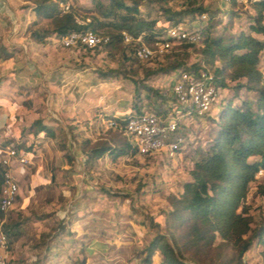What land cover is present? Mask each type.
Here are the masks:
<instances>
[{
	"label": "rangeland",
	"instance_id": "374dc122",
	"mask_svg": "<svg viewBox=\"0 0 264 264\" xmlns=\"http://www.w3.org/2000/svg\"><path fill=\"white\" fill-rule=\"evenodd\" d=\"M98 1L104 5L108 4V0H70V3L77 8L79 20L83 22L85 19L90 20L91 15H100ZM141 3L142 16L161 19L165 15L163 7L179 12L189 6L185 0H172L163 4V7L162 3L156 4L147 0ZM198 3L209 10V18L213 17L211 29L214 35L227 32L228 28L225 25L229 20L228 10L222 9L217 0H199ZM253 15L255 9L243 8L241 15L235 17L230 31L249 33ZM186 18L187 21L190 20L188 15ZM201 47V44H198L191 48H175V53L168 54L171 58L169 61L180 59L190 65L200 59ZM74 50L77 59L72 56L75 62L71 67L63 70L61 84L66 86V93H111V101L118 104L115 97L118 96L117 85L123 83L125 87V93H120L122 97L118 104L119 112L124 115L114 116L118 108L111 112L103 110L106 124L110 118L124 121L131 112L144 107L157 109L156 104L148 100L147 91L142 89L140 84L152 85L153 89L161 90L166 85L165 82L169 83V75L172 73L148 74L149 71L153 72L158 67L165 66L168 63V60H165L167 55L162 59L139 61L126 51L123 43L106 49L77 47ZM261 67H264V56ZM111 69H119L123 75L105 79L100 74V71ZM98 83L102 84L97 85ZM228 83V87L220 89V100L233 99L239 102L255 96L254 92L246 89H236V82L228 81ZM136 84L141 87V94L136 95ZM235 93H238V98ZM24 103L26 107L42 112V108H39L42 104L35 103L27 97ZM115 104H111V107ZM214 109L210 117H216L220 103ZM34 117L33 115L29 118L31 124L39 119ZM210 117L201 118L197 113H193L183 119L181 134L185 143L175 156H170L166 150L154 155L138 153L126 155L117 160L106 155L102 162H96L91 166L76 161L72 154L75 145L68 140V134L71 135L70 130H72V133L77 135L76 142L80 145L84 139L92 135L95 138L108 135L109 127L94 125L93 129H90V119L81 118L76 125H71L72 128H69L68 132L66 129H58V136L55 138H43L42 133L38 136L34 133L29 134L27 130L22 141L25 151L29 153L30 162L24 167L25 180H19L20 192L16 202L18 204L20 200L25 201L26 208L24 210L13 208L8 215L19 213L18 220L28 224L46 219L44 228L47 229L48 235L60 236L63 234L60 230L63 226L66 228L61 238L62 243H57L55 250L52 249L53 254L55 253L52 258H48L44 253L32 260L25 257H9L7 264H61L67 260L74 264H143V250L159 230H164L154 225L152 215H160L164 221L165 214L171 207L169 198L182 191L183 183L191 176L190 171L194 167L195 158L209 147L215 127V120H210ZM0 138H3L0 140V146L11 145L12 140L9 136H0ZM79 148L81 149V146ZM42 154L45 156L42 157ZM62 155L63 157L69 155L67 163H64L71 169L76 166V175L60 176L61 170L65 169L62 168L64 164ZM50 173H53V176ZM45 179L49 182L47 183ZM258 183L264 185V179L252 183L247 200L254 226L264 221V196L256 192ZM79 222L83 223V227L87 230V236L82 234L78 236L80 241L75 240L73 236L75 233L73 231L82 230V227L74 224ZM27 226L25 235L28 238L29 231L32 227L31 231H34L35 226ZM91 238L93 246L88 253L92 255L85 258L83 256L85 252L81 250L77 252L74 247L82 248L87 243H91ZM11 245L12 243L9 246L10 251ZM211 256L215 262L239 264L237 249L232 243L221 238L217 240ZM160 257L161 255L156 257L155 264H159ZM242 261L247 264L264 263V244L255 241L251 249L244 254ZM211 263L213 262H206V264Z\"/></svg>",
	"mask_w": 264,
	"mask_h": 264
},
{
	"label": "trees",
	"instance_id": "16d2710c",
	"mask_svg": "<svg viewBox=\"0 0 264 264\" xmlns=\"http://www.w3.org/2000/svg\"><path fill=\"white\" fill-rule=\"evenodd\" d=\"M25 1L28 3L23 8H32L35 15L27 29L34 41L43 43L52 36L62 38L75 31L93 30L99 36L109 37L108 42H103L96 48L106 49L123 43L126 51L139 61L141 60L135 55L136 44L125 42L124 31L135 37L143 34L145 41L151 44L164 34L168 25L179 22L192 24L199 15L209 11L198 3L199 0H185L189 6L179 12L163 7V4L172 0H147L162 3L165 15L161 19L141 15L140 5L143 0H108L106 5L98 1L100 15H91L90 20L85 19L80 23L78 10L71 5L70 0ZM66 4H70L68 10L63 8ZM254 9L255 15L252 16L253 23L249 33L230 31L235 17L241 15L243 10L234 1L227 11V32L214 35L211 29L213 17L209 18L200 43V59L188 65L187 61L180 59L170 62V55H167L165 60L168 63L165 66L148 72L170 74L205 69L214 74V82L218 88L224 89L228 87V81H233L236 82V89H246L254 92L255 96L239 102L233 99L221 100L216 117L205 116L215 120L209 147L195 158L194 167L190 171L191 177L183 183L182 191L169 198L171 207L166 212L164 221L162 216L152 215L154 225L164 230H159L143 250V264H155L159 255V264H206L207 261H212L211 264H230L215 262L211 256L219 238L234 245L239 264H247L242 258L253 243L256 241L264 244V221L254 226L250 206L247 204L251 185L258 181L256 174L264 167V73L261 67L264 56V0L257 3ZM187 15L190 17L188 21ZM196 45L198 44L183 43L176 48H191ZM15 55V49H9L0 43V64ZM100 72L105 79L123 75L119 69ZM141 85L147 91L148 100L156 104L157 109L153 110L159 114L168 113L176 103L175 97L164 95L161 90L153 89L152 85ZM140 86L135 88L136 95L141 94ZM235 94L238 98V93ZM169 99L174 103L165 107ZM115 120L119 126L109 127L108 135L96 140L88 137L80 143L87 166L106 155L117 160L126 155L139 154L138 147L126 135L127 120ZM27 130L37 136L44 132L46 137H57L56 131L45 124L42 118L35 120ZM27 130H23L21 138L13 144L17 149L25 151L22 136ZM70 133L71 139L76 142L77 135L72 130ZM7 145L4 144L5 147ZM4 172L5 168L0 166V187ZM256 192L264 196L263 183H258ZM21 224L22 221H6L4 224L3 230L8 235L9 246L22 236Z\"/></svg>",
	"mask_w": 264,
	"mask_h": 264
},
{
	"label": "crops",
	"instance_id": "0c3cea01",
	"mask_svg": "<svg viewBox=\"0 0 264 264\" xmlns=\"http://www.w3.org/2000/svg\"><path fill=\"white\" fill-rule=\"evenodd\" d=\"M24 4H27L25 0H0V43L6 45L9 49L16 50V55L13 58L0 64V136H9V139L12 140L11 145H13L21 138V132L25 129L27 130V126L31 125L29 118L33 115L35 116L34 119L41 117L45 124L56 131V134H58V129H66L68 132L69 128H72L71 125H76L81 118L90 119V129H93L94 125L96 127H108L103 117V110L111 112L118 108L114 116H123L124 113L119 112L120 107L118 106L122 97L120 93H125L123 83L117 85L119 90L118 96L115 97H117L116 101L118 104L111 101V93H66V86L61 84L63 70L71 67L72 63L77 59V54L74 50L77 47L66 48L61 46L59 38L56 36L50 37L43 43L34 41L28 33L27 25L35 18V15L32 8H21ZM1 14L5 17L1 16ZM72 56L75 60L72 59ZM165 83L166 85L161 89V93L169 97H175L167 82ZM100 84L102 83L97 85ZM26 97L35 103L42 104L39 107L42 108V112L37 111L35 108L26 107L24 103ZM173 103L174 101L169 99L164 106L167 107ZM111 104H115L114 107H111ZM100 107L104 108L100 109ZM214 111L215 109L208 115L212 116ZM41 133L42 137L46 138L44 132ZM22 137L23 139L25 138L24 136ZM90 138L96 140L93 135ZM2 139L0 138V140ZM68 140H71L75 145V150H73L72 154L76 161L85 163V156L79 148L80 145L71 139L70 134H68ZM0 147L5 146L1 145ZM44 156L42 154V157ZM61 159L63 163H67L68 159L66 156L63 157L62 155ZM98 162H102V159ZM62 168L65 169H62L59 173L61 177L64 174L67 176L76 175L77 173L75 170L76 166L71 169L64 163ZM13 171L19 180H25L26 171L23 166L16 164L13 167ZM83 172L87 173L86 171ZM50 174L53 176V173ZM45 180L47 183L49 182L48 179ZM24 199L27 198L24 197ZM24 203L25 201L20 200L13 208L24 210L26 208ZM18 216L19 213L17 215H14V213L7 215V222L19 221ZM45 221L46 219L32 222L31 224L22 221L20 230L23 231V234L12 243V250L8 252L10 257H25L32 260L37 259L41 253H44L48 258L54 256L53 250H55L57 243H62L61 238L65 234L64 230L66 227L64 228L63 226L60 230L63 233L60 236L48 235L49 233H46L47 229L44 228ZM74 224L82 227L81 231L79 229L73 231L75 232L74 234L72 233L76 238L75 240H78V236L81 234L82 236H87V230L83 227V223ZM27 225L35 226L34 231H31L33 227L29 231L28 238L25 235L26 230H28ZM68 230L69 228H67V232H69ZM46 236L49 237L46 238ZM92 242L91 238L90 244L87 243L82 248L74 247L75 251L81 250L85 252L83 256L88 258V256L92 255L88 253L92 249ZM83 262H85L84 259ZM61 264H74V262L71 263L67 260Z\"/></svg>",
	"mask_w": 264,
	"mask_h": 264
},
{
	"label": "built area",
	"instance_id": "2783aa9c",
	"mask_svg": "<svg viewBox=\"0 0 264 264\" xmlns=\"http://www.w3.org/2000/svg\"><path fill=\"white\" fill-rule=\"evenodd\" d=\"M222 9H229L234 1L240 9H254L263 0H217ZM65 10L70 4L63 5ZM80 23L82 21L78 20ZM207 12L199 15L192 24L179 22L168 25L164 34L157 37L151 44L145 41L144 35L135 37L127 31L123 32L126 43H135V55L141 61L162 59L183 43L200 44L203 40L204 27L208 24ZM109 37L99 36L93 30L75 31L59 38L61 46L66 48L85 47L95 49ZM264 73V67H262ZM214 74L209 70L178 71L169 75L168 86L176 98V103L168 113L159 114L157 111L144 107L140 111H133L126 118L125 131L128 138L138 147L141 155H154L163 150L170 156L183 148L185 139L181 134V123L184 118L197 113L199 117L210 114L214 107L221 103L220 88L214 82ZM108 127H118L115 119L107 120ZM30 162L29 153L17 149L14 145L0 148V166L5 168L3 184L0 187V264H7L9 260V238L3 230L7 215L15 206L19 192V179L13 171L16 164L25 167ZM256 179H264V167L256 174Z\"/></svg>",
	"mask_w": 264,
	"mask_h": 264
}]
</instances>
